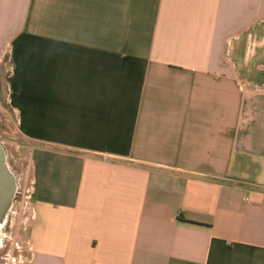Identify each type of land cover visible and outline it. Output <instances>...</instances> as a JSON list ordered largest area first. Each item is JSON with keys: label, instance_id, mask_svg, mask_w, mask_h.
I'll return each mask as SVG.
<instances>
[{"label": "crops", "instance_id": "1", "mask_svg": "<svg viewBox=\"0 0 264 264\" xmlns=\"http://www.w3.org/2000/svg\"><path fill=\"white\" fill-rule=\"evenodd\" d=\"M0 69L18 264H264V0H0Z\"/></svg>", "mask_w": 264, "mask_h": 264}, {"label": "rangeland", "instance_id": "2", "mask_svg": "<svg viewBox=\"0 0 264 264\" xmlns=\"http://www.w3.org/2000/svg\"><path fill=\"white\" fill-rule=\"evenodd\" d=\"M6 73L0 69V144L4 148L7 163L16 177L17 191L7 223L0 230V264H18L24 257L22 238L24 209L31 193L29 145L18 134L16 119L7 102Z\"/></svg>", "mask_w": 264, "mask_h": 264}, {"label": "water", "instance_id": "3", "mask_svg": "<svg viewBox=\"0 0 264 264\" xmlns=\"http://www.w3.org/2000/svg\"><path fill=\"white\" fill-rule=\"evenodd\" d=\"M16 191V177L9 168L4 148L0 144V230L7 223Z\"/></svg>", "mask_w": 264, "mask_h": 264}, {"label": "built area", "instance_id": "4", "mask_svg": "<svg viewBox=\"0 0 264 264\" xmlns=\"http://www.w3.org/2000/svg\"><path fill=\"white\" fill-rule=\"evenodd\" d=\"M31 194V193H30ZM28 199H30V195L27 197ZM245 200H248L247 198H245Z\"/></svg>", "mask_w": 264, "mask_h": 264}]
</instances>
